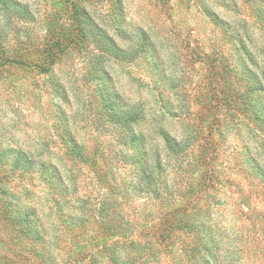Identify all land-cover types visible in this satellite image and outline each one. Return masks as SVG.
<instances>
[{"label":"rangeland","instance_id":"374dc122","mask_svg":"<svg viewBox=\"0 0 264 264\" xmlns=\"http://www.w3.org/2000/svg\"><path fill=\"white\" fill-rule=\"evenodd\" d=\"M0 264H264V0H0Z\"/></svg>","mask_w":264,"mask_h":264},{"label":"trees","instance_id":"16d2710c","mask_svg":"<svg viewBox=\"0 0 264 264\" xmlns=\"http://www.w3.org/2000/svg\"><path fill=\"white\" fill-rule=\"evenodd\" d=\"M79 31L82 32V27L79 28ZM82 36H83V35H82ZM165 142H166V145L168 146V145H169L168 138L165 139ZM176 147H177V144H176V145H171V146L169 147V150L171 149V150H173V152L175 153V151H176ZM71 153H72V152H71ZM111 236H112V235H111Z\"/></svg>","mask_w":264,"mask_h":264}]
</instances>
